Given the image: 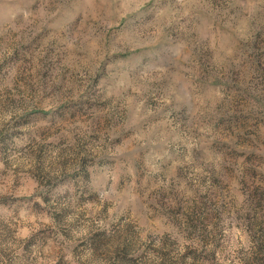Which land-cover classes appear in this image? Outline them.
<instances>
[{
  "label": "rangeland",
  "instance_id": "obj_1",
  "mask_svg": "<svg viewBox=\"0 0 264 264\" xmlns=\"http://www.w3.org/2000/svg\"><path fill=\"white\" fill-rule=\"evenodd\" d=\"M0 264H264V0H0Z\"/></svg>",
  "mask_w": 264,
  "mask_h": 264
}]
</instances>
